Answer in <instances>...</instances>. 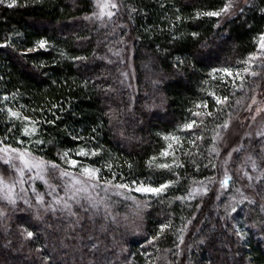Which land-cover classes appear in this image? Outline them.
I'll use <instances>...</instances> for the list:
<instances>
[{"label": "trees", "instance_id": "1", "mask_svg": "<svg viewBox=\"0 0 264 264\" xmlns=\"http://www.w3.org/2000/svg\"><path fill=\"white\" fill-rule=\"evenodd\" d=\"M8 2L0 4V141L65 168L64 151L95 149L85 160L103 182L172 183L159 196L101 192L98 203L71 210L0 199V264H264V135L242 153L255 161L251 178L235 171L226 189L216 185L224 124L243 118L264 89V58L241 63L257 52L264 0L226 19L197 13L229 0H115L110 18L93 15L94 0ZM41 39L46 49L29 52ZM246 66L256 75L242 72L243 82L210 75ZM209 92L228 100L217 106ZM202 101L207 109L196 108ZM8 108L30 116L36 132L23 135L27 121L10 119ZM193 119L199 127L179 131ZM169 134L182 147L173 143L174 156L164 157Z\"/></svg>", "mask_w": 264, "mask_h": 264}, {"label": "snow or ice", "instance_id": "2", "mask_svg": "<svg viewBox=\"0 0 264 264\" xmlns=\"http://www.w3.org/2000/svg\"><path fill=\"white\" fill-rule=\"evenodd\" d=\"M5 0H0V4H4ZM18 0H9L7 3V7L12 8L17 6ZM95 7L98 9V12L93 13L94 16L97 18H101L104 15H107L109 18L114 14L111 9H115L118 7V5L114 2V0H95ZM232 5L231 3H226L219 11H206L203 13H197V18H199L200 15L207 16V17H219L222 13H227L231 9ZM179 19V17H177ZM193 36H196L197 33H192ZM7 45H0V48L6 47ZM256 46H257V52L252 53L249 55V57L241 61L242 64L249 65L251 62L255 61L258 58H264V32H261L256 40ZM47 47V41L44 39H41L37 41L35 48L29 49V52L35 51L37 49H46ZM82 59V58H77ZM243 73L256 75L255 72H250L249 67H244L243 69H232L229 67H223V68H213L210 75L213 79H216V73H220V80L221 83L226 84L228 83L227 80L224 79V77H232L233 78V84L235 83V80H240L243 82ZM209 96H211L215 104L217 106L222 105L227 102L228 96L225 95L223 97L217 96L214 92H209ZM5 100L8 99V97H4ZM197 109L208 108L207 101H202L201 103L196 105ZM0 111H3V109H0ZM7 114L10 119H23L24 121H28L29 123H32V127H28L27 125L24 126L22 130L23 135H31L32 133L36 132V128L34 124L36 122L30 121V118L27 116H21L20 112L13 111L11 108L7 109ZM202 115L205 116H212V112H201V111H195L192 112V116L194 117H201ZM227 122H225L224 127H227ZM193 127H199L197 124V121L195 119L191 120L188 123H185L179 131H191ZM11 131V129H9ZM6 139V137H5ZM75 139V137H74ZM165 140L171 141L168 143L167 147L162 150L161 156L167 157L169 155H173L174 153L170 152V150L173 148V143L176 145L182 147V144L180 142V137L174 134H169L168 136L164 137ZM197 139H202V137H197ZM18 143L20 141H17ZM37 143H42L41 141H37ZM215 150V149H213ZM71 150H66L61 155V160L68 166V168L76 169L78 168L79 171L77 173L70 172L66 169H61V176H67L70 178L71 183L65 184L64 190L65 192L71 191L72 196L70 198H74L78 193L81 192H87L88 188L95 189L96 187L100 186V180H101V173L102 169L99 167H92V166H84L80 161L77 159L71 158L70 155ZM99 153L93 149L91 151L86 150L85 148L81 147L77 151H75L74 155L77 157H90V156H96ZM152 159H155L153 157ZM18 160L19 166H16L13 161ZM0 161H3L4 164L9 165L19 176V180L17 181L20 184H23L25 181L23 179L25 171L31 172L33 169L36 170L37 175L35 177H30V179H41L44 180L43 173L45 172L46 168L51 167L53 169H57L60 166L57 164H47L42 158H35L31 155L30 152L27 150H20L17 148L11 147V145L5 144L3 141H0ZM175 163V159L173 161ZM109 170H111L112 165L107 164L106 165ZM131 167V166H129ZM157 167L162 169H167L172 167V165L161 163L158 164ZM253 167H255V163L253 162ZM79 177H83L84 179H80ZM113 179H115V174H113ZM231 180V177L225 175V179L221 181V187H226ZM45 183L47 181L45 180ZM171 181H168L166 183H162L157 187H153L151 185H146L143 182H140L137 184L135 180L131 181L130 184L128 183H117L113 184L112 181L106 180L105 185H110L112 187H115L117 189H125L129 191H135L137 193H143V194H151L153 196H159L162 192H164L170 185ZM15 184L16 182L9 183L4 179L3 174H0V193H3L2 196H0V199H5L9 203H15ZM76 185H80V187H76ZM33 191H35L33 189ZM105 191H107V187H105ZM194 191H199V189H196ZM204 191L206 192L207 189L205 188ZM37 202H42V197H37ZM232 211L235 212L236 208L233 207ZM168 227V225H161L160 230L161 232L164 231V229ZM34 233L31 231L27 232V237L31 238L33 237ZM151 243V241H149Z\"/></svg>", "mask_w": 264, "mask_h": 264}, {"label": "rangeland", "instance_id": "3", "mask_svg": "<svg viewBox=\"0 0 264 264\" xmlns=\"http://www.w3.org/2000/svg\"><path fill=\"white\" fill-rule=\"evenodd\" d=\"M246 2L247 0H229V3H231L232 7L227 13L221 14L223 16V19H226L227 17H231L232 15H234L238 10L241 9V7H243V5ZM114 10L115 9H111L113 13ZM101 18H109V17L107 15H104ZM128 59H129L128 60L129 70L127 72V75L128 78L131 79L134 76L132 54H130ZM247 112L248 113L243 118H237L229 121L227 123L228 126L224 127V132L222 136L218 139L217 153L219 155V166L216 175V185L218 186V188L222 190L226 189L224 187H221V181L225 179L226 174L227 176H230L231 173H235V171H242L244 172L245 175L251 178V174L249 173L250 171L249 168L253 167V162L255 163V161L252 160L247 153L244 154L242 153L247 151L246 148H248L251 139H261L260 137L264 135V89L259 91L252 99ZM21 116L23 117L27 115L22 113ZM27 117L30 118V116ZM30 121H32L31 118ZM25 125H28V127H32L31 123H29L28 121L25 123ZM13 148H17V147H13ZM17 149H20L22 151L27 150L28 152H30L26 148H17ZM30 153L35 158H41L33 154L32 152ZM71 158L77 159L84 166H92L87 162V160H85L86 157H77L74 154H71ZM43 160L47 162V164L49 165L56 164L47 161L45 159ZM13 163L16 166H19L18 160H14ZM66 167L68 171L73 173H77L79 171L78 168L76 169L68 168L67 165ZM61 169H66V168L61 166L57 169H53L51 167L46 168L45 172L43 173L44 180L38 178L30 179V177H35L37 175V172L35 169H33L31 172H28L26 170L23 177L25 182L23 184H20L17 182L20 179L18 174L11 167H9V165H6L3 163V161H0V174L4 173L5 174L3 175L4 179L9 183L16 182L14 189L15 202L17 200L29 201L31 200V197H34L33 199L37 201V197L39 196L42 197V202L38 203V206L41 209L46 210L50 208H60L62 210H71L73 208L72 206L74 207L76 205L79 206L83 200L86 201L96 200V202L101 201L100 200L101 192L104 195L115 194V195H122L133 198L129 194V192H135V191L117 189L110 185H104L105 182H103L102 180H100V186L96 187L95 189L89 187L87 192L78 193L74 198H70L72 196L71 191L66 193L63 186L65 184H70L71 180L67 176H61ZM10 172H12V174H10ZM53 176H56L58 178L56 180L58 183L54 182ZM79 178L84 179L83 177H79ZM45 180L47 181V183H45ZM76 187H80V185H76ZM105 187H107V191H105ZM33 189L35 191H33ZM222 190H220L219 192H221ZM0 195L2 196L3 193H0ZM241 195H243L242 192H240V196ZM5 201L8 202L7 200ZM10 204H14V203H10ZM140 206L141 205H139L138 203V205H134V209L138 210ZM135 210H133L134 214L136 213Z\"/></svg>", "mask_w": 264, "mask_h": 264}]
</instances>
